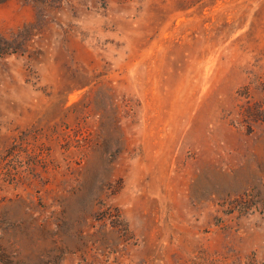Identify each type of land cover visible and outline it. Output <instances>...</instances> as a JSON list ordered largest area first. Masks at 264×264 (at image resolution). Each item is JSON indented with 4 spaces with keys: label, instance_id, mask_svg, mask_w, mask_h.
<instances>
[{
    "label": "rangeland",
    "instance_id": "rangeland-1",
    "mask_svg": "<svg viewBox=\"0 0 264 264\" xmlns=\"http://www.w3.org/2000/svg\"><path fill=\"white\" fill-rule=\"evenodd\" d=\"M0 264H264V0H0Z\"/></svg>",
    "mask_w": 264,
    "mask_h": 264
}]
</instances>
